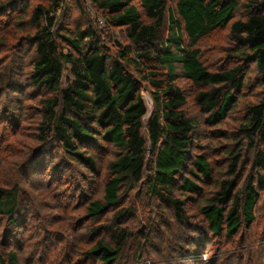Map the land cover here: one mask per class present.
Returning a JSON list of instances; mask_svg holds the SVG:
<instances>
[{"label": "trees", "instance_id": "obj_1", "mask_svg": "<svg viewBox=\"0 0 264 264\" xmlns=\"http://www.w3.org/2000/svg\"><path fill=\"white\" fill-rule=\"evenodd\" d=\"M87 1L100 12L106 24L124 31L128 43H117L113 54L91 25L70 31L56 28L55 12L61 0L38 4L30 12L25 2L17 14L13 13L22 0H0V15L13 11L9 12L10 18H17L0 34V43L9 45L14 32L21 30L34 48L28 77L30 87L42 93L39 138L44 141L52 138L65 154L77 157L91 168L95 166V158L84 146L94 145L95 137L116 149L107 164L108 179L102 198L86 205L90 219L117 204L123 186L147 178L150 192L170 203L176 220L188 225L189 217L183 211L182 201L171 197L170 190L176 184L177 174L188 163L190 173L201 179L210 177L211 167L201 155H195L191 162L188 160L195 120L182 110L186 99L176 85L177 71L201 88L195 101L206 121L213 124L224 119L243 86V65L253 63L264 76V0H242V18L235 17L238 0ZM25 19L26 23L22 22ZM166 25L168 32L163 38ZM226 26L235 43L229 53L233 64L225 69L209 70L200 61L196 44ZM65 65L69 66L72 79L63 87ZM4 78H0V89L6 83ZM139 79L146 81L152 90L153 108L147 118L149 110ZM240 130L246 140L241 145L246 153L252 152V169L239 186V164L246 158L241 156V146L229 150L228 177L220 181L200 212L210 233H225L230 238L243 227L254 244L255 240H263L255 237L253 223L259 190L264 188V98L247 106ZM178 183L185 192L195 193L200 189L189 178ZM16 193V188L0 186V215L11 222L17 207ZM103 231L109 232V240L98 238L85 255L98 264H115L125 240L124 230L98 226L94 233L99 235ZM258 245L252 246L242 264H264V245ZM6 257L8 263L0 254V264H16L13 251L7 252Z\"/></svg>", "mask_w": 264, "mask_h": 264}, {"label": "rangeland", "instance_id": "obj_2", "mask_svg": "<svg viewBox=\"0 0 264 264\" xmlns=\"http://www.w3.org/2000/svg\"><path fill=\"white\" fill-rule=\"evenodd\" d=\"M238 1L235 17L242 18V0ZM25 2L30 12L38 4H48L49 0H22L13 14H17ZM9 12L13 11L0 15V34L17 19L12 20ZM55 20L58 30L70 31L91 25L112 54L117 50V43H128L123 29L106 24L100 12L87 0H61ZM22 22L26 23V19ZM167 32L166 25L163 38ZM13 37L9 45L0 43V78L4 76L6 81L0 89V186L17 191L13 221L0 215V254L5 263H8L6 253L13 251L16 264H98L85 255L86 249L98 238L109 240L108 231L94 233L98 226L124 230L125 240L115 264H242L252 246L264 245V188L259 190L253 223L255 237L263 239L261 242L255 240L252 244L243 227L230 238L225 233L212 234L200 212L204 201L218 188L220 181L228 177L229 150L235 151L241 146V156L246 158L239 164V186L252 169V152L246 153L241 145L246 140L240 128L247 115V106L264 98V76L253 63L243 65L244 83L233 107L224 119L213 124L206 121V115L195 101L201 88L177 71L176 85L186 99L182 110L195 120L188 160L191 162L195 155H201L211 167L210 177L201 179L190 173L188 163L185 170L177 174L176 184L170 190L171 197L182 201L183 211L189 217L188 225L176 220L170 203L150 192L147 178L138 184L123 186L118 203L106 213L90 219L86 205L102 198L108 179L107 164L116 149L95 137L94 145L84 146L95 158V166L91 168L77 157L65 154L52 138L46 141L39 138L42 120L39 97L42 93L30 87L28 77L34 48L21 30H16ZM234 46L228 26L196 44L200 61L213 71L233 64L229 53ZM134 75L138 78V74ZM71 79L70 68L65 65L61 85L64 87ZM139 81L149 110L147 118L153 108L152 90L146 81ZM148 153L146 158L149 159ZM183 178L195 181L200 189L195 193L179 189L178 182Z\"/></svg>", "mask_w": 264, "mask_h": 264}]
</instances>
